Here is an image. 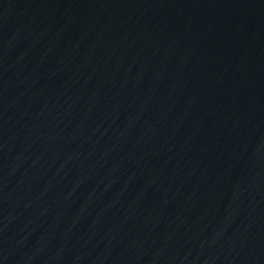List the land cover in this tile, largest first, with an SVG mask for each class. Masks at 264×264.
Wrapping results in <instances>:
<instances>
[{"label":"water","instance_id":"obj_1","mask_svg":"<svg viewBox=\"0 0 264 264\" xmlns=\"http://www.w3.org/2000/svg\"><path fill=\"white\" fill-rule=\"evenodd\" d=\"M0 264H264V0H0Z\"/></svg>","mask_w":264,"mask_h":264}]
</instances>
